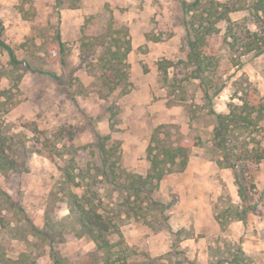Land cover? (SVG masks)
Listing matches in <instances>:
<instances>
[{"label": "rangeland", "instance_id": "1", "mask_svg": "<svg viewBox=\"0 0 264 264\" xmlns=\"http://www.w3.org/2000/svg\"><path fill=\"white\" fill-rule=\"evenodd\" d=\"M199 14L193 13L197 21ZM237 18L244 27L254 26L247 13L233 15ZM184 23L181 0H0V31L21 60L14 67L0 47V133L17 145L40 148L27 159L22 175L23 210L8 202L5 192L13 191L0 171V264H56L52 249L62 264L87 259L96 244L89 235H79V214L70 212L68 189L119 225L129 264L247 263L240 242L228 237L207 260L193 258L194 252L181 246L184 233L172 231L170 213L179 204L181 172L160 181L148 177L146 191L131 185L130 174L145 178L151 171L150 144L177 146L188 138L190 157L202 154L219 163L223 151L216 113H228L231 103L264 104V53L239 54L224 44L213 66L203 71L206 88L188 60ZM217 26L223 35L227 23ZM219 36L213 37L217 43ZM222 83L224 89L214 94ZM230 137L234 153L245 140L261 152L264 115ZM101 140L116 161L117 182L103 175ZM260 162L244 159L236 167L247 194L242 207L226 188L214 199L223 228L229 215L244 207L254 210L264 199L256 183ZM65 164L72 165V183L63 176ZM47 214L70 233L52 245L30 226L44 227ZM151 234L154 241L147 243Z\"/></svg>", "mask_w": 264, "mask_h": 264}, {"label": "trees", "instance_id": "2", "mask_svg": "<svg viewBox=\"0 0 264 264\" xmlns=\"http://www.w3.org/2000/svg\"><path fill=\"white\" fill-rule=\"evenodd\" d=\"M59 1L62 2V0ZM181 3L185 12L184 24L189 44L187 57L195 65V77L201 79L204 87L209 88L210 86L209 79L205 78L203 71H208L213 66L216 52L221 50L224 44L229 48H236V51L241 50L239 54L251 51L256 53V55L264 53V0H227L224 2L207 0L205 3L203 0L189 2L181 0ZM197 10L200 12L199 21L193 16V13ZM241 13L249 14L251 20L248 22L254 24L253 27H244L241 21H239V18L233 19V15ZM221 21L227 23V29L223 35L220 34L222 31L217 26ZM215 35L217 37L220 35L221 41L219 43L213 40ZM57 39L60 41V51L63 53L64 45L60 33L57 34ZM0 47L4 51H7L10 63L14 67L19 68L21 60L17 57L14 47L3 37L2 30L0 31ZM126 54L127 51L123 52L124 57H126ZM224 87L225 83H222L215 89L214 94L219 93ZM207 97H211L208 91ZM229 106L230 110L228 113H216V132L220 137L223 151L222 160L219 163L224 167H229L234 170V177L239 186V194L244 201L247 195L244 185L245 182L240 179L236 167L244 159L260 162L264 158V150L260 152L255 148H249L251 140H245L242 143L238 142L239 145L237 148H240V152L234 153L231 144L234 141L232 142L230 135L237 128L249 129V127L256 125L258 120L264 115V104L260 100H257L250 104L248 101H243L241 105L231 103ZM103 140L98 143V147L104 155H102L104 157L103 175L111 181L114 180V182H117L114 179L119 173L115 169L116 161H112L113 158L111 159V157H113V154L111 155V149L106 147L105 141ZM7 141H9L8 144ZM190 146L192 144L188 138H185L177 146L161 145L160 142L154 145L150 144L148 146V153L152 163L151 171L145 178L141 174L129 173L133 178L131 180L132 187L139 191H146L148 177L160 181L172 171L182 172L186 168L190 158ZM34 152H40V148L37 146L29 147L24 143L23 145H17L16 142L12 141V138L0 133V171L4 173L8 188L13 191V193L9 191L5 193L8 202L21 210H23V207L19 201V197L23 192L22 175L28 171L27 159ZM70 166L72 165L65 164L62 168L63 176L68 183H72L75 179L73 169ZM167 166L177 167L175 170H170L166 168ZM250 188L255 189L256 185L251 182ZM67 196L71 203L69 208L70 212L75 210L79 214L77 220L80 225V229L78 230L79 235L83 233L89 235L90 239L96 244L94 250L86 252L87 259L82 261V264H129L124 255L125 247L121 244L123 235L119 225L112 219L106 218L101 212H97L92 205L88 206L83 204L72 189H68ZM50 199L52 203L55 202V191L51 193ZM250 211V208L244 207L242 210H238L235 216L229 215V220L231 217V219L246 221ZM216 216L223 227L224 222L222 221V216L218 212ZM51 222L52 219L47 214L44 227H39L34 223H31L30 226L35 235L43 236L52 245L56 238L60 237L64 239L70 233L61 231L56 224ZM239 248L238 250L241 252L242 248ZM55 251V249H52L55 263L62 264L59 255ZM235 259L234 262H237V256ZM9 263L11 262H7V264Z\"/></svg>", "mask_w": 264, "mask_h": 264}, {"label": "crops", "instance_id": "3", "mask_svg": "<svg viewBox=\"0 0 264 264\" xmlns=\"http://www.w3.org/2000/svg\"><path fill=\"white\" fill-rule=\"evenodd\" d=\"M259 164L260 171L256 183L264 195V158ZM179 178V204L170 213L174 222H171L172 231L177 232L180 229L184 233L179 241L181 246L187 247L190 253L194 252L193 258L198 255L207 260L212 249L223 245L224 236L240 242L246 264H264V199L248 213L246 221L230 217L223 228L213 203L220 189L226 188L229 191L234 204L242 207L243 203L232 170L204 158L201 154L189 158ZM152 240L154 241V238L151 234L146 242L153 243Z\"/></svg>", "mask_w": 264, "mask_h": 264}]
</instances>
